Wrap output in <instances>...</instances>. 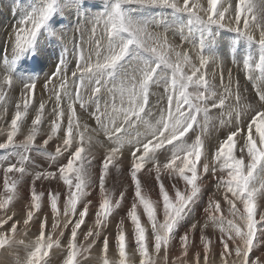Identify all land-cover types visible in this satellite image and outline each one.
Segmentation results:
<instances>
[{"label": "snow or ice", "instance_id": "6c2138e0", "mask_svg": "<svg viewBox=\"0 0 264 264\" xmlns=\"http://www.w3.org/2000/svg\"><path fill=\"white\" fill-rule=\"evenodd\" d=\"M73 8L78 20L84 17L87 23L90 17L88 47L83 39L74 44L75 66L71 69L65 55L60 56L40 86L47 99L42 98L36 107L38 77L18 71L19 63L36 52L43 33L61 38L63 31L52 27L53 18ZM141 9L169 11L146 17L140 14ZM221 30L256 49L255 55H244L242 60L246 79L253 81L254 99L246 90L241 91L238 81L233 88L231 73L225 84L223 71L219 73L223 90L218 92L213 83L216 73L210 78L206 71L210 63H222L213 52ZM169 32L178 33L181 44L199 33L198 63L190 50L169 39ZM10 47L11 56L6 55L0 63V102L7 104L9 89L17 84L22 87L10 122L0 126V136L6 134L0 142V151L6 153L0 159V249L14 251L23 246L24 255H17L14 264H50V253L61 249L60 237L69 228L63 264H87V254L125 199L124 191L114 198L113 190L107 187L111 170L120 171L125 150L127 175L134 188L127 217L133 226L139 264H157L156 255L162 250L167 264L169 246L177 237L181 252L172 264H182L189 248L198 247L192 239L197 231L203 264H214L210 256L215 255L216 247L220 264H264V0H103L95 13L84 9L80 0H40L21 17ZM49 102L54 118L47 138L37 146ZM32 108L34 118L23 139L18 140ZM6 112L7 107L0 118ZM89 119L95 121V127H90ZM211 129H222V138L210 136ZM61 132L62 144L54 153L47 152L45 146ZM104 143L108 146L99 165L100 200L94 228L83 234L81 243V226L92 204L84 202L93 184L91 150ZM34 149L48 157L54 170L30 169ZM143 172L155 173L159 201L148 195L140 176ZM38 181L62 184L44 191L38 190ZM26 186L27 198L21 196ZM213 186L215 191L203 208V224L197 220L185 227L203 190ZM45 197L52 216L51 230L47 213L40 218ZM18 198L27 202L16 211ZM139 207L151 225L150 242ZM17 215L22 218L25 237L33 235L30 228L38 224L30 241L17 240L21 231V221L14 220ZM210 226L214 234L219 233L218 244L205 233ZM109 247L105 236L100 264H131L123 220L115 237L118 261L109 259ZM0 264H6L5 260L0 258ZM192 264H201L199 252Z\"/></svg>", "mask_w": 264, "mask_h": 264}, {"label": "rangeland", "instance_id": "374dc122", "mask_svg": "<svg viewBox=\"0 0 264 264\" xmlns=\"http://www.w3.org/2000/svg\"><path fill=\"white\" fill-rule=\"evenodd\" d=\"M0 1H1L0 2V15H2L4 18V19H2V25L0 23V25H1V27H0V44L2 43V38H4V41H5L2 48L0 46V63H2L3 58L6 55L9 57L11 56V50H10L11 48H10L8 41L10 42L11 38L14 39L15 26L19 23L21 17L27 11H29L31 9V7L34 5L33 3L38 4L40 2V0H31V1L30 0H0ZM204 2L206 3V0H204ZM80 3L83 4L84 9L89 10V12H91V13H95L97 10L101 9L103 6V0H80ZM20 8H21V11H20ZM28 8H29V10H28ZM9 11L11 14H10V17L8 19L7 16L9 15ZM161 11L167 12L169 10L141 9L140 14L143 16H146V17H151L153 15L160 13ZM15 16L17 18L15 20H13L12 28H10V27L8 28V25L10 24L8 22H10V20H12ZM87 19H88L87 23L85 22L84 17H81L78 20L77 12L74 8L73 9H66L62 14L56 15L53 18L52 27L55 28L58 32L62 30L63 35L61 36L60 39H56V38L54 39L56 42V45L52 44L53 49H51V50H53V51L50 53H47V51H45L44 53L46 54V57H43V58H41V56H38L34 53L32 55L25 56L24 58L21 59V61L19 63L18 71H21V72L28 74V75L38 77V85L41 86L44 82L45 77L47 75H49L54 70V65L58 61V59L60 58V56L62 54L65 55V59L68 61L69 68L70 69L73 68L75 66L74 65L75 56L73 53L74 44H79L81 42V40L83 39L84 40V47L85 48L88 47L87 40H88V37L90 34L89 29L91 27V22H90V17ZM170 19L171 18L169 17V20ZM3 20H6V21L9 20V21H7L5 23ZM16 21H17V24H15ZM57 27H58V29H57ZM159 30L163 31L162 28ZM81 34H83V35H81ZM255 35L258 38V32ZM47 37H52V36L48 35V33H46V32L43 33L39 39V42L44 44L45 41L47 40ZM168 37L174 44L180 45L183 48V50H186V51L190 50V54L192 55L193 61L198 63V59L196 57V49L198 48V43H199V33L193 34L189 38V41L187 43H183V44H181V39H180V36L178 33H176L174 35L172 32H169ZM234 41H235V44L233 43ZM49 47H51V45H49ZM49 47H46V49H50ZM65 48H67V53H64ZM51 50H49V51H51ZM54 50H56V51H54ZM60 50H63V52ZM213 52L217 57H219L221 59L222 63L221 64H215V65L210 63L208 65L206 71L208 72L210 78H212V73L214 71H216V76L213 78V83L216 85V90L218 92L222 91V89L219 87V84H220L219 73L224 70L223 74H224V83L225 84H228L229 73H231V77L233 78L232 79V86L234 85L233 88H235L236 82H237V80H239L238 82H239V87H240L241 91L246 90L245 94L247 96H249L250 98L254 99L255 98V92H254L253 87H252L253 81H250V80L246 79V77H244V76H246V74H245V71H244L243 66H242V60H243L244 55H248V54L255 55L256 49L254 47H250L247 44V42L244 41L243 39L236 40V37L234 36V34L221 30L220 32L217 33V35L215 37ZM205 54H207V53H205ZM234 59L236 62H233ZM228 64H229V66H228ZM220 65H222V66H220ZM217 70L220 72H218ZM242 74L244 76H242ZM239 76H241V77H239ZM69 81L71 84V73L70 72H69ZM58 83H59V81H57V84ZM21 87H22V85L17 84L15 87L12 88V90L9 89L10 90L9 91L10 97L8 99L7 104L0 102V112L4 111V108L7 107L6 114L2 118H0V126L6 127L7 123L10 122L11 116L15 110V103L20 98ZM38 89H41V87L40 88L37 87V89H36L37 91L35 92L34 98H36V99L34 100V104L36 105V107L39 106V103H40L42 98L47 99V95L42 94V92H39ZM161 90H162V86H161ZM155 103H156L155 98H153L152 99L153 106H155ZM52 107H53L52 102H49L48 105H46V109H47L46 113H45L46 118L44 120V123L41 125V133H40V135L37 136V140H36L37 146L42 144L43 140L47 138V133L49 131V125H50L51 119L54 118V117H51V115H50ZM150 110L153 113V117H156L157 116L156 108L152 107ZM78 111H79V109H78ZM216 114L217 113L214 111L213 115H216ZM34 115H35V109L32 108L29 110V113L26 117V122H25L23 132L20 135H18V137H17L18 140L23 139V135L27 132V128H28V126H30L31 120L34 118ZM86 115L87 114H85V116ZM87 122L89 123L90 127H95V121L94 120L89 119V120H87ZM64 123L66 125V118H65ZM215 124L218 126L219 121L218 120L215 121ZM139 130L142 131L143 129L141 128ZM62 135H63V133L61 132L56 137H54L51 141H49V143H48L49 146L48 145L45 146L47 149V152H49V153L55 152V148L58 145L62 144V139H61ZM209 135L210 136H221V138H222L223 130L221 129L220 131H216L215 129H211ZM5 138H6V134L0 136V142H2ZM99 138L101 139V141H103L102 135ZM107 146H108L107 143H104L103 146L96 145L91 150L92 155L94 157L93 166L91 169L93 184H92V187L90 186L89 195L87 196V198L85 199L84 202L87 203V201L90 200V201H92V204L90 205V212H89V215L86 217V222L81 226L80 236H79V241H78L81 243L83 242V234L85 232H87L90 227L94 228L95 212L98 208L99 200H100V196H99V165L103 159L104 150ZM125 151H126L125 152L126 156H123L121 158V160L119 161L120 171L117 172L116 169H112L110 174H109L108 180H107L108 181L107 187H109L113 190L114 198H119V192L124 191L125 192V199L122 200L120 207L116 208L114 210L113 214L109 217L107 225L102 229L101 236L99 238H97L96 245L93 247L91 252L89 254H87V264H100V259H99L101 256L100 249L102 247L103 239L105 236L108 237V239H109V245H110L109 252H108L109 259L114 261V262L118 261L119 257H118V253H117L116 247H115V237L117 234V225L119 224V222L121 220L124 221V231L126 234V240H127V244H128V247L126 249L127 255L131 261V264H139L140 257H139V254L135 251L136 246H135V240H134V236H133V226L127 217V212L131 208V205L133 202L134 188L131 186L130 177L127 175L128 168H129L128 167L129 158H128L127 150H125ZM5 154L6 153L4 151H0V159H3L5 157ZM65 156H67V153H65ZM127 163H128V165H127ZM29 167L31 169H35V170H45V169L54 170L51 168V162L49 161L48 157L45 155H42L40 152L36 151L35 149L31 152V161L29 163ZM140 176H141L142 183L144 185H146L145 188L148 191V195L150 196V198L152 200L154 199L153 201H155V200L159 201V194H158L159 188H158V186L155 185V173H152L149 175L146 172H143L140 174ZM30 182H31L30 178H28V183L30 184ZM58 183L62 184V182H58V181H38L37 182V188H38V190L47 191L50 187L52 189H55L57 187ZM214 191H215L214 186L205 188L203 190V195L197 201L196 205L194 206L195 211L193 212L192 216L190 218H188L185 227H187L191 223L197 222V220H199L200 223L203 224V220H204L203 208L206 206L209 196H211ZM27 195H28V188L26 186L22 190L21 196L27 198ZM26 202H27L26 199H19L18 198V202L15 203L14 210L18 211L19 209L24 207ZM46 205H47V201H46V197H45L44 198V212L40 213V218L43 219L44 214L47 213L48 230H51L52 216H51L50 209L47 208ZM60 207H61V209L63 207L62 200L60 203ZM80 207H82V205H80ZM161 208H162V204H161ZM137 211L141 217V223L145 227L146 234L148 235L149 242H150L151 225L147 222V217L144 216V214H143V208L139 207L137 209ZM8 214L11 215L12 212H9ZM0 215H2V212H0ZM77 218H78V216H77ZM159 218L162 220V212H161ZM60 219H61V222H63L64 217L62 214H61ZM14 220H20L21 221L20 225L18 226L21 229V231H19L17 233V237H16L17 240L25 239V241L27 242V241H30L31 239L34 238V234L37 233L38 224L33 223L31 228H30V232L33 235H29V236L25 237L24 233H23V227L24 226L22 223L21 216L20 215L15 216ZM183 231H184V228H181L180 234H182ZM205 233H206V235L209 236L210 239H212L214 241V245L218 244L219 233L216 232L214 234L211 226L205 230ZM56 235H58V233ZM69 236H70V228L66 229L65 235L60 237L61 249L60 250H53L50 253V264H63V260L66 258V255H67L66 245H67V240L69 239ZM192 239L194 240L195 244L198 247H190L189 248V252H188L187 257L181 258L182 264H192V262L194 261V259L196 257L197 252L200 253L201 264H203V249H202V246H199V232L198 231L194 234ZM149 250L151 252V248ZM180 252H181V250L179 247V242H178V237H177L176 241H174L169 246L167 264H172L173 260L176 257H180ZM17 255H19L21 257L24 255L23 246H17L14 251L13 250L0 249V258L4 259L6 264H14ZM256 255H258V253H256ZM253 258H255V255ZM210 259L214 260V264H220L219 247L215 248V255L210 256ZM156 262H157V264H165L163 250L159 254L156 255Z\"/></svg>", "mask_w": 264, "mask_h": 264}, {"label": "bare ground", "instance_id": "6f19581e", "mask_svg": "<svg viewBox=\"0 0 264 264\" xmlns=\"http://www.w3.org/2000/svg\"><path fill=\"white\" fill-rule=\"evenodd\" d=\"M31 1V0H30ZM1 2V1H0ZM9 2V1H8ZM16 4V3H15ZM33 4H35V3H33ZM10 7V6H9ZM27 7V6H26ZM5 8V7H4ZM25 8V7H24ZM6 9V8H5ZM28 10H29V8H28ZM7 11V10H6ZM20 11H21V8H20ZM6 13V12H5ZM10 11H9V15L7 16V18L9 19V17H10ZM17 14V13H16ZM61 16V15H60ZM17 17L15 16L12 20H10V22H8V23H10L9 25H8V28L10 27V28H12V23H13V20H15ZM2 19H4L3 18V16L2 15H0V23H1V25H2ZM5 23L7 22V21H9V20H3ZM57 21V20H56ZM3 22V23H4ZM15 24H17V21H16V23ZM1 25H0V27H1ZM18 25V24H17ZM16 25V26H17ZM15 26V27H16ZM57 29H58V27H57ZM60 29V28H59ZM77 29V28H76ZM65 31V30H64ZM8 32V31H7ZM3 37V36H2ZM74 37V36H73ZM6 39V38H5ZM12 39V38H11ZM55 38L54 37H47V40L45 41V43L43 44V43H41V42H39V47H38V49L36 50V52L34 53V54H36V55H38V56H41V58H43V57H46V54L44 53L45 51H47V53H50V52H52L53 50H51V49H53V46H52V44H55L56 45V42H55V40H54ZM76 39V38H75ZM51 40V41H50ZM233 40V39H232ZM4 38H2V43L0 44V46H1V48H2V46L4 45ZM52 42V43H51ZM61 42V41H60ZM8 43H9V45H10V42L8 41ZM51 43V44H50ZM72 44V43H71ZM49 45H51V47H49ZM235 46V45H234ZM46 47H49L50 49H46ZM63 47V46H62ZM67 47V46H66ZM69 47V46H68ZM11 48V47H10ZM61 49V48H60ZM11 50V49H10ZM49 50H51V51H49ZM54 51H56V50H54ZM60 51H62L63 52V50H60ZM252 51V50H251ZM39 53V54H38ZM195 57V56H194ZM197 61V60H196ZM224 64V63H223ZM222 64V65H223ZM213 65H215V64H213ZM222 65H220V66H222ZM226 65V64H225ZM224 65V66H225ZM51 66V65H50ZM211 66V65H210ZM228 66H229V64H228ZM217 67V66H216ZM218 68V67H217ZM213 69V68H212ZM219 69V68H218ZM49 70V69H48ZM221 70V69H220ZM242 70V69H241ZM218 71V70H217ZM224 71V70H223ZM213 72V71H212ZM215 73H216V71H214ZM218 72H220V71H218ZM229 72V71H228ZM242 76H244L243 74H242ZM239 77H241V76H239ZM244 77H246V76H244ZM227 79V78H226ZM233 79V78H232ZM246 80V79H245ZM237 81H239V80H237ZM241 82V81H240ZM244 82V81H243ZM227 83V82H226ZM234 84V83H233ZM16 86V85H15ZM14 86V87H15ZM234 86V85H233ZM38 87L40 88V86L38 85ZM10 90H12V89H10ZM9 90V91H10ZM223 90V89H222ZM249 90V89H248ZM37 91V90H36ZM38 91L39 92H41V89H38ZM251 93V92H250ZM36 98H34V100H35ZM36 106V105H35ZM46 113V112H45ZM52 117V116H51ZM46 118V117H45ZM48 126V125H47ZM47 128V127H46ZM28 129V128H27ZM43 132V131H42ZM51 141V140H50ZM49 146V145H48ZM126 152V151H125ZM124 156H126V155H124ZM128 159V158H127ZM47 161V160H46ZM95 162V161H94ZM128 162V161H127ZM127 165H128V163H127ZM128 167H129V165H128ZM31 169V168H30ZM123 174V173H122ZM126 176V175H125ZM142 176V175H141ZM115 181V180H114ZM108 182V181H107ZM149 184V183H148ZM39 185V184H38ZM146 186V185H145ZM92 187V186H91ZM55 188V187H54ZM56 189V188H55ZM151 190V189H150ZM149 190V191H150ZM158 192V191H157ZM97 193V192H96ZM153 194V193H152ZM159 194V193H158ZM157 194V195H158ZM154 200V199H153ZM155 201H157V200H155ZM126 203V202H125ZM23 205V204H22ZM124 206V205H123ZM197 240V239H196Z\"/></svg>", "mask_w": 264, "mask_h": 264}]
</instances>
